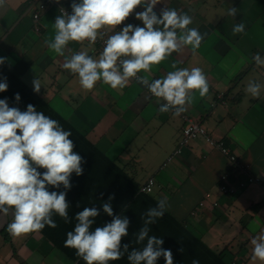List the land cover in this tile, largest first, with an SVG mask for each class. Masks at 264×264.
Instances as JSON below:
<instances>
[{"label": "crops", "instance_id": "0c3cea01", "mask_svg": "<svg viewBox=\"0 0 264 264\" xmlns=\"http://www.w3.org/2000/svg\"><path fill=\"white\" fill-rule=\"evenodd\" d=\"M36 2L6 0L0 8V57L7 58L4 65L32 90L33 81L38 79L41 88L36 93L106 159L88 156L82 164L83 174H72V187L66 196L70 223L54 216L56 228L45 226L40 232L13 238L7 232L12 212L7 216L0 213V264H80L54 240L66 239L67 232L74 229L75 214L84 207L100 211L92 230L110 222L112 217L103 212L102 203L113 194L114 213L130 220L129 235L122 240L129 244V251L146 244V240L135 243L142 215L158 201L166 200L167 210L149 226V235L163 238L162 247L171 250L174 264H192L194 259L199 264H211L192 238L227 264H260L251 259V239L264 234V87L259 98L245 89L249 81L264 86V67L252 59L257 53L264 57V0H160L154 8L157 15L165 7L182 11L193 19L190 28L207 35L195 52L187 46L153 66L151 72L140 73L150 80L161 78L174 70L173 63L177 68L203 69L209 92L205 97L196 92L183 114L200 121L214 139L224 140L260 178L259 183L247 185L236 196L221 192L220 177L230 172V181L235 184L245 177L233 173L227 158L202 136L192 139L167 162L182 138L186 121L181 115L159 112L162 102L146 87L130 80L124 89H112L102 82L90 91L82 89L78 78L62 67L64 57L45 43L54 38L58 4L69 6L73 0H59L43 11L39 20L33 17ZM231 7L239 9L234 17L227 15ZM143 10L138 7L135 11ZM240 22L245 24V31L234 35L232 29ZM127 24L143 27L135 13L117 30ZM82 50L94 57L102 52L97 44L70 42L65 56ZM119 170L139 185V193H128L127 179ZM150 176H155L153 190L141 192ZM109 264H129L127 253ZM157 264H165L164 258L160 257Z\"/></svg>", "mask_w": 264, "mask_h": 264}, {"label": "clouds", "instance_id": "9594fccd", "mask_svg": "<svg viewBox=\"0 0 264 264\" xmlns=\"http://www.w3.org/2000/svg\"><path fill=\"white\" fill-rule=\"evenodd\" d=\"M5 3L6 0H0V8ZM158 3L160 0H79L78 3L73 0L71 14L61 8L63 11L54 22V38L45 43L52 52L64 57L62 67L78 78L82 89L90 91L98 82L112 89H124L130 80H135L158 101H163L159 112H172L179 117L193 103L196 92L200 97L208 94L209 83L203 69L177 68L173 63L174 70L161 78L150 80L140 73L151 72L153 66L187 46L195 52L207 34H201L196 27L190 28L193 19L182 11L165 7L157 15L154 8ZM138 7L144 10L136 12ZM238 12V8L231 7L227 15L234 17ZM133 13L143 27L127 24L117 30ZM232 31L234 35L243 33L245 24H235ZM106 33L111 34L104 40L98 57L83 50L65 56L70 42L87 41L94 45L98 38L103 40ZM6 59L0 57V65ZM252 59L257 66L264 67V57L259 53ZM33 87L35 92L40 91L38 79L33 81ZM262 87L259 82L249 81L245 91L259 98ZM7 88L4 78L0 92ZM20 99L19 93L15 94L16 102ZM71 136L72 132L65 130L59 121L37 111L33 105L21 111L10 107L7 99H0V213L7 216L12 212L7 232L13 238L40 232L45 226L56 228L54 216L65 223L71 222L70 204L66 199L72 187L70 178L73 173L82 175V164L86 162L74 151ZM61 187L63 190L58 191ZM113 199L114 194L102 203L103 212L112 217L111 221L94 230L92 226L100 215L99 209L84 207L77 212L74 229L67 232L64 246L75 249L76 256L85 264H109L125 253L129 264H157L160 257L165 264H174L171 250L162 247L163 238L149 235V226L165 214L167 201H158L156 207H149L142 215L143 224L134 234L135 243L142 244L146 240V244L142 249L129 251V244L122 240L129 235L130 220L114 213ZM251 245L252 261L264 264V234L253 237ZM192 264L199 261L194 259Z\"/></svg>", "mask_w": 264, "mask_h": 264}, {"label": "trees", "instance_id": "16d2710c", "mask_svg": "<svg viewBox=\"0 0 264 264\" xmlns=\"http://www.w3.org/2000/svg\"><path fill=\"white\" fill-rule=\"evenodd\" d=\"M4 78L7 80L8 88L6 91L0 92V99H7L10 107H18L21 111H26L29 104L33 105L37 111H42L45 115L56 119L65 130H70L72 132L70 139L74 142V149L77 147L80 149L76 152L81 155L83 160H86L88 156L92 155H98L101 158L106 159L104 155L86 139L85 135L79 133L76 128L70 125L69 122L63 119L54 109H52L42 97H40L30 87L26 86L10 69L2 64L0 65V82H2ZM17 93H19L21 98L19 102H16L15 100V94ZM119 172L127 179L128 193H139V185L124 171L119 170ZM129 187L132 189H129ZM67 193H70V190H68ZM48 235L51 236V234ZM192 239L195 240L202 249H204L203 251L211 264H227L219 254H215L212 250L206 248L200 240L196 238ZM61 240H54L55 243L60 246L61 251L68 255L72 260L79 261L80 264H85L82 258L76 256L75 249L64 246V241L66 239Z\"/></svg>", "mask_w": 264, "mask_h": 264}, {"label": "built area", "instance_id": "2783aa9c", "mask_svg": "<svg viewBox=\"0 0 264 264\" xmlns=\"http://www.w3.org/2000/svg\"><path fill=\"white\" fill-rule=\"evenodd\" d=\"M36 4H37V10L34 12L33 17L35 20H39L41 17V13L45 11L49 6L53 4H57V2L56 0H37ZM61 8H63L69 14H71L72 12L71 5L65 6V5L58 4L59 14H61L63 11V9ZM108 35H110V33H106L104 35L103 40L98 38L97 42L95 43L101 48L102 51L104 48V40L107 39ZM161 102L163 103V101ZM181 116L186 121V125L183 128L182 138L179 141L177 148L168 157L167 162L172 160L177 154H180L183 148L187 146L191 142L192 139L202 136L203 138H205L207 142H209L212 146H214L217 150H219L222 155H224L227 158L228 164L231 170L233 171V173L239 175V177L240 176L245 177V178L239 179L238 182L235 184L230 181V176H231L230 172L223 173L220 177V190L223 194H228L230 196H236L238 192L241 189L245 188L247 185L251 183L260 182V178L251 173L249 166L244 164L240 160V158H238V156H236V154L233 153L231 148L226 144L224 140H216L210 135H208L200 121L188 119L187 117L184 116L183 113L181 114ZM166 163H164V165H166ZM155 183H156L155 176H150L142 184L140 191L144 193H150L153 190ZM200 205L203 206L204 202H201ZM214 205H217V203H214Z\"/></svg>", "mask_w": 264, "mask_h": 264}]
</instances>
